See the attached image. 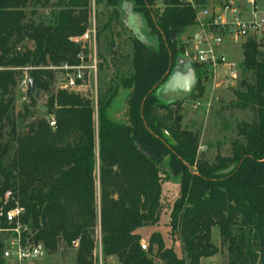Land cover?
I'll list each match as a JSON object with an SVG mask.
<instances>
[{
  "label": "trees",
  "instance_id": "trees-1",
  "mask_svg": "<svg viewBox=\"0 0 264 264\" xmlns=\"http://www.w3.org/2000/svg\"><path fill=\"white\" fill-rule=\"evenodd\" d=\"M90 1L54 0L41 12L49 0H0V227L11 226L5 213L17 203L30 236L50 252L60 243L75 246L76 264H98V244L102 257L113 255L119 264H157V257L163 264H201L222 245L227 264H264V50L258 39L241 42L242 75L233 90L234 105L251 114L236 121L228 152L209 158L199 150V131L182 125V99L156 93L188 49L196 14L183 0H162L160 9L158 0H95L108 8L98 40L122 21L125 2L141 18L144 38L130 35V68L110 80L96 108L85 94L50 88L54 70L47 65L78 60L82 44L71 36L86 28ZM190 62L197 76L191 95L201 98L212 72ZM23 71L32 87L29 81V101L15 112L14 88ZM121 91L125 118L111 111ZM40 92L47 93L50 116L24 124ZM166 179L179 184L168 226L181 240V254L157 230L144 248L138 232L158 222ZM213 225L220 245L211 238Z\"/></svg>",
  "mask_w": 264,
  "mask_h": 264
},
{
  "label": "rangeland",
  "instance_id": "rangeland-1",
  "mask_svg": "<svg viewBox=\"0 0 264 264\" xmlns=\"http://www.w3.org/2000/svg\"><path fill=\"white\" fill-rule=\"evenodd\" d=\"M45 6H41L38 9L42 12H48L52 7V2ZM92 1H90L91 13L94 11V19L97 28H99L102 22L107 17L108 8L104 4H96L94 2V8L92 9ZM95 1V0H94ZM158 8L163 5L161 0H158ZM229 0H206L205 4H216L222 7L223 3ZM234 4L238 5L242 0H232ZM258 6H263L261 2L257 1ZM121 10V20L113 23L112 29H104L101 32L100 39L97 40V68H96V80L88 82L84 87V90L80 93L89 96L94 104L92 96H97L101 91H106L107 86L113 80L117 78L118 74L127 72L130 68L129 60L131 58L132 45L130 41V35L134 34L132 27H137L139 30L141 25V18L135 14L132 18L130 15V6L128 2H125ZM89 12L88 24L91 22L92 15ZM248 10H246V13ZM133 14V13H132ZM138 17H137V16ZM86 26V27H87ZM189 28H193L191 25ZM188 28V29H189ZM141 31V30H140ZM119 33V34H117ZM189 32H187L188 34ZM244 38L237 40H229L228 46H231L229 51L232 58L238 62L242 58V45L241 42ZM188 46L192 42V37L188 34L186 37ZM258 41L260 48L264 50V35H259ZM30 43V41H28ZM113 43V44H112ZM87 51L89 47L86 45ZM182 57V56H181ZM183 58V57H182ZM194 69V68H193ZM121 70V71H120ZM26 71H23L19 77L22 78ZM57 72L54 70V79L50 83V88L55 87V75ZM196 75V73H195ZM239 70L238 76L227 83L223 81L222 76H216L210 74V76L204 80L205 90L203 92L201 103L197 108H193L192 103L195 97L190 95L182 98L181 100V112H182V125L193 130H198L200 134V146L199 150L204 151L206 156L211 158L216 151L220 150L222 153H227L229 150L230 139L235 136V123L241 118H248L251 114L249 110H242L237 108L233 99L235 97L233 90L238 87L239 79L241 77ZM197 78V76H196ZM18 79V80H19ZM110 82V83H109ZM125 91H121L114 99L111 111L117 117L125 118L126 116V103L124 97ZM47 98L46 92H40L35 102L31 105L33 114L29 115L23 120V123H27L34 117L50 116L47 114V107L45 101ZM29 101V95L27 89H23L20 83L17 81L14 88V106L15 112L21 111L24 102ZM97 103V102H96ZM96 118V116H95ZM179 184L174 179H166L162 183V206L159 213L158 222L154 224H145L138 228V232L141 235L142 242L147 247V239L153 230L160 231L164 242L167 245H172L178 254L182 252V244L178 235L174 238L169 233L168 218L169 210L172 204V200L178 194ZM99 205V199L97 194V206ZM11 235L9 228L0 227V240L3 242ZM96 238L99 240V229L96 231ZM211 238L213 242L220 245L219 228L217 225L211 227ZM156 246H154L155 249ZM94 254L97 256L98 264H119L118 259L113 255H108L105 258L101 256L99 244L94 249ZM158 263L163 264V260L155 258ZM227 264L225 247L222 245L220 250L211 256L203 257L201 264ZM3 264H76L75 263V246H64L60 243L56 251H47V253L35 260L23 261L21 263L15 260L3 259Z\"/></svg>",
  "mask_w": 264,
  "mask_h": 264
},
{
  "label": "built area",
  "instance_id": "built-area-1",
  "mask_svg": "<svg viewBox=\"0 0 264 264\" xmlns=\"http://www.w3.org/2000/svg\"><path fill=\"white\" fill-rule=\"evenodd\" d=\"M162 1V0H161ZM195 8V30L189 32L192 42L186 50V57L190 61L207 64L214 77L222 76L223 81L230 83L238 76V61L229 56L223 49L228 40H237L247 36L259 38L264 35V4L258 6L257 0H246L245 7L237 8L232 0L225 1L222 7L216 4L200 5L196 0H183ZM163 3V2H162ZM158 4V3H157ZM94 0L92 1V9ZM248 10V13H246ZM89 25L79 34L71 38L81 43L77 52L78 60L75 62L64 61L60 64H49L57 72L55 75V87L69 91L82 92L88 82L96 80L97 68V27L94 19V11ZM89 47L86 53L84 47ZM23 89H27L29 78L25 74L18 80ZM96 108V95L92 96ZM201 103L200 98L193 100V108ZM54 124V117L49 119ZM11 196L9 189L4 192V202ZM22 206L17 203L6 210L5 216L11 222V226L4 227L11 230V235L4 241L0 255L4 259L15 260L18 263L38 259L47 253L43 241L34 240L30 236L27 225L22 223L19 216ZM26 231L27 234L23 232ZM29 233V234H28ZM78 239L74 242L77 244Z\"/></svg>",
  "mask_w": 264,
  "mask_h": 264
},
{
  "label": "water",
  "instance_id": "water-1",
  "mask_svg": "<svg viewBox=\"0 0 264 264\" xmlns=\"http://www.w3.org/2000/svg\"><path fill=\"white\" fill-rule=\"evenodd\" d=\"M132 18L135 13L130 14ZM137 16V15H136ZM138 17V16H137ZM134 34L139 38H144L137 27H132ZM32 87V80L29 79ZM197 78L190 60L185 56L178 58L166 79L156 88V93L167 101H175L188 97L196 84ZM145 248V244H143Z\"/></svg>",
  "mask_w": 264,
  "mask_h": 264
},
{
  "label": "crops",
  "instance_id": "crops-1",
  "mask_svg": "<svg viewBox=\"0 0 264 264\" xmlns=\"http://www.w3.org/2000/svg\"><path fill=\"white\" fill-rule=\"evenodd\" d=\"M243 2H241L240 4H238V5H236V7L237 8H242L243 9V7H245V2H246V0H242ZM258 1V0H257ZM260 2H261V4H264V0H259ZM129 13H131V10H130V12ZM195 30V26H193V28H189L188 29V32H193ZM228 42H229V40H228ZM228 42L227 43H225L224 44V46H223V49L227 52V54H229V56H231V54H230V50L232 49L231 48V46H228ZM232 57V56H231Z\"/></svg>",
  "mask_w": 264,
  "mask_h": 264
}]
</instances>
